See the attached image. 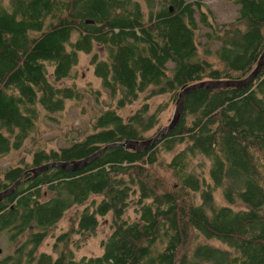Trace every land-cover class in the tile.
<instances>
[{"label":"trees","instance_id":"1","mask_svg":"<svg viewBox=\"0 0 264 264\" xmlns=\"http://www.w3.org/2000/svg\"><path fill=\"white\" fill-rule=\"evenodd\" d=\"M232 1L239 17L218 24L203 0H146L147 13L137 0H0V156L28 141L37 147L43 134L56 133L62 142L0 170V191L30 168L73 162L109 146L83 169L52 167L25 178L0 202V231L29 234L14 260L264 264V67L244 87L189 93L180 122L156 145L137 152L119 144L163 128L155 130L165 105L153 111L146 102L128 117L119 113L149 88L148 97L169 94L177 104L190 84L240 79L254 70L264 52V0ZM97 47L107 51L104 57ZM80 53L92 54L94 76L117 99L115 107L95 110L100 89L89 106L88 90L59 85L72 78ZM75 105L92 126L60 127ZM172 150L171 159L161 158ZM80 206L75 229L57 236L55 255L38 252ZM130 209L135 218L127 216ZM111 213L102 253L76 258L73 245L96 235Z\"/></svg>","mask_w":264,"mask_h":264},{"label":"rangeland","instance_id":"2","mask_svg":"<svg viewBox=\"0 0 264 264\" xmlns=\"http://www.w3.org/2000/svg\"><path fill=\"white\" fill-rule=\"evenodd\" d=\"M141 3L144 11L147 13V5L146 0H137ZM159 2V0H157ZM204 3L209 6V18L214 21L215 23L222 24V23H231L235 22L237 18L240 15L239 12V6L235 4L232 0H203ZM160 8V7H158ZM203 31H206V29H203ZM202 41H205V38H202ZM99 47V46H98ZM97 51H99L100 56L104 57L107 53V51L104 48H98ZM92 54H85L80 53L79 62L78 65L73 69L72 71V78H67L63 81L59 82L60 86H68L76 84V86L80 90H88L89 93L86 96V102H88L89 106H93L95 104L96 99V93L97 90H101V96H99L100 102L96 103L95 110L104 109L107 104L113 103L111 107H115V101L113 102V98L104 90L101 88V81L100 79L96 78L94 76V67L91 64ZM152 88H149L145 92L140 94V98H138L136 101L127 104V106L120 109V114H122L124 117H128L130 114H132L135 110H137L143 103H148L153 111L159 110V107L161 105H165L166 109L164 114L161 115V120L159 125L155 128L157 130L160 127H164L169 124L171 121L176 104H173L172 101L169 99V94L159 95V96H153L148 97ZM72 104L69 103V106ZM66 113V112H65ZM93 113V112H92ZM46 115L45 112L42 113V116ZM93 116V115H92ZM170 119V121H169ZM77 125L79 124L83 128H87L89 125L92 126V122L89 124V115L85 114L82 106L75 105V107L71 108L67 116L64 118L62 123L60 124V127L66 128L69 122H73ZM92 124V125H91ZM46 128L51 130L49 128V125H46ZM68 132H72L73 128L67 129ZM50 132V131H48ZM87 132V131H85ZM153 133V132H152ZM56 133H50V134H43L42 137L39 139V145L37 147L34 146V143L32 141H28L26 146L20 150L15 151L12 150L9 153L0 156V170H6L7 168L11 166L17 165L21 160L24 161H31L32 159V153L34 150L39 148L44 149H58L60 144L62 143L60 140H57L53 135ZM61 142V143H60ZM177 150H172L170 152L164 153V155L161 157L162 159L169 160L174 155V153ZM218 200L221 201V203H226L222 196V191H218L217 193ZM83 206L75 207L71 210H69L66 215L60 220V223L54 227L48 236L45 238L44 242L39 246L38 252H47V253H53V245L56 241L57 236L64 231H68L71 229H75L76 223H75V215L76 211L78 209H82ZM127 216H130L131 218H135V212L134 210L130 209L127 213ZM113 228V214H109L101 219L100 225L97 229L96 235L90 234L86 238L79 239L78 245H75L76 241L78 240L79 236L77 234L74 235V242H73V251L74 256L76 258H81L83 256H91V255H98L102 253L103 251V245L102 241L105 239L111 232ZM14 232L11 229L0 231V248L2 249V253L0 254V260L6 257L7 255L13 254L16 255V253L22 248L24 243H26L29 239L28 232L24 234H20L17 236L13 235ZM31 245H27V249H30ZM24 262V259L22 258H16L14 262L16 261L19 264L18 261ZM2 261H0V264ZM14 262H8V264H14Z\"/></svg>","mask_w":264,"mask_h":264},{"label":"water","instance_id":"3","mask_svg":"<svg viewBox=\"0 0 264 264\" xmlns=\"http://www.w3.org/2000/svg\"><path fill=\"white\" fill-rule=\"evenodd\" d=\"M172 11V8L170 9ZM87 22H93V21H87ZM264 67V52L262 53L257 66L254 68V70L249 73L246 77L240 78V79H223V80H204L201 82H197L194 84H190L186 86L182 92L180 93L179 99L176 104V108L173 114V117L168 125L164 126L162 129L159 130L156 134L153 136L142 139V140H136V141H127L123 143H119L122 146L126 147L127 149L134 150V151H141L148 149L157 143L161 141L169 132H171L180 122L182 117V112L184 109V103L187 95L193 91L199 90V89H217V88H226V87H244L248 85L256 76L257 74L262 70ZM112 146V145H110ZM109 146H106L104 149H101L98 153L88 156L86 158L75 160L73 162H48L43 165L30 168L26 170L21 177L15 181L11 186L8 188L0 191V202L5 199L6 197L10 196L12 193H14L15 189L19 186V184L28 177V179H33L37 175H39L41 172L45 170H49L52 167H61L63 169L68 170H80L84 167L88 166L93 160H95L101 152L108 149ZM2 253V249L0 248V254Z\"/></svg>","mask_w":264,"mask_h":264},{"label":"flooded vegetation","instance_id":"4","mask_svg":"<svg viewBox=\"0 0 264 264\" xmlns=\"http://www.w3.org/2000/svg\"><path fill=\"white\" fill-rule=\"evenodd\" d=\"M8 258H11L9 259L8 262H12L14 260V255L13 254H10V255H7L6 257H4L3 259H8ZM3 259H1L0 261H2ZM22 264H25V262H23Z\"/></svg>","mask_w":264,"mask_h":264}]
</instances>
